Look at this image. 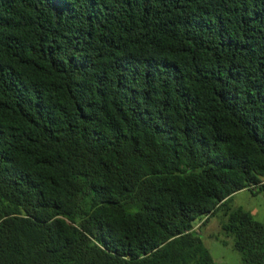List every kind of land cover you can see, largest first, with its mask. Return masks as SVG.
I'll return each mask as SVG.
<instances>
[{
    "label": "trees",
    "instance_id": "1",
    "mask_svg": "<svg viewBox=\"0 0 264 264\" xmlns=\"http://www.w3.org/2000/svg\"><path fill=\"white\" fill-rule=\"evenodd\" d=\"M264 0H0V264H264Z\"/></svg>",
    "mask_w": 264,
    "mask_h": 264
},
{
    "label": "rangeland",
    "instance_id": "2",
    "mask_svg": "<svg viewBox=\"0 0 264 264\" xmlns=\"http://www.w3.org/2000/svg\"><path fill=\"white\" fill-rule=\"evenodd\" d=\"M231 205L239 207L264 225V195L251 193L243 190L235 193L231 198ZM223 218L219 215L199 229V222L196 224V231H199L205 247L209 250L215 264H241L240 254L232 249L230 245L224 246L220 239H223L221 222ZM220 238L217 240V238Z\"/></svg>",
    "mask_w": 264,
    "mask_h": 264
}]
</instances>
